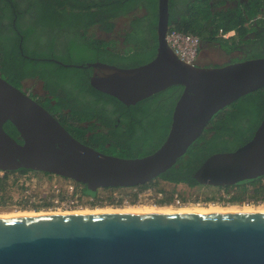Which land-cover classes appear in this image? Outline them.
Returning a JSON list of instances; mask_svg holds the SVG:
<instances>
[{
    "label": "water",
    "instance_id": "water-1",
    "mask_svg": "<svg viewBox=\"0 0 264 264\" xmlns=\"http://www.w3.org/2000/svg\"><path fill=\"white\" fill-rule=\"evenodd\" d=\"M158 47L147 63L101 61L91 85L126 106L183 87L170 130L153 153L121 157L77 139L24 88L0 75V171L43 172L72 180L86 195L149 183L177 166L206 127L243 96L264 88V57L189 64L169 46L170 0H158ZM11 122L16 136L5 128ZM226 187L264 178V110L253 137L209 156L193 173ZM0 264H264V211L96 212L0 217Z\"/></svg>",
    "mask_w": 264,
    "mask_h": 264
},
{
    "label": "trees",
    "instance_id": "trees-1",
    "mask_svg": "<svg viewBox=\"0 0 264 264\" xmlns=\"http://www.w3.org/2000/svg\"><path fill=\"white\" fill-rule=\"evenodd\" d=\"M227 2L170 0L171 29L196 34L202 42H219L229 52L251 44L241 48V58L230 62L264 57V0L238 6H226ZM157 22L158 0H0V75L19 88L26 80L40 81L43 93L30 95L85 144L121 157L151 154L168 135L183 87L172 86L126 106L91 85L92 68L75 65L101 61L134 67L149 62L157 52ZM94 28L110 37H98ZM115 30L121 39L111 36ZM221 30H234L236 35L222 39ZM251 32L255 36L247 37ZM263 110L264 88L243 96L210 122L177 166L132 188L161 190L168 203L182 184L186 189L179 192L184 197L194 194L213 200L224 188L232 192V203L264 198L261 180L214 187L199 184L193 176L212 154L234 151L249 141L261 123ZM5 128L19 135L10 121ZM29 172H6L0 188ZM200 187L206 191L201 192Z\"/></svg>",
    "mask_w": 264,
    "mask_h": 264
},
{
    "label": "built area",
    "instance_id": "built-area-1",
    "mask_svg": "<svg viewBox=\"0 0 264 264\" xmlns=\"http://www.w3.org/2000/svg\"><path fill=\"white\" fill-rule=\"evenodd\" d=\"M235 35L236 32L234 30L227 32H223L221 30L219 37L228 40ZM167 41L169 46L181 58V60L189 64H198L202 48V40L198 35L170 28L167 35ZM5 173L6 172L4 171H0V179L5 176ZM54 176V195L50 199V205L54 209H58L60 211L63 210L64 212L108 206L118 208L136 204H147L153 206L170 205L173 207H182L192 204L202 205L211 202L214 204H232L230 201L232 192H228L224 188L220 189L213 200H207L202 196L197 197L196 195L192 197H184L179 191H177L174 193L173 200L168 203L163 201L165 199L164 192L153 187L144 189H99L95 196H90L86 195L83 192V187L76 182L58 176L63 181L61 182L63 184H61L57 181V176ZM260 184L264 185V178L261 179ZM254 202L249 200L243 201V203L247 204H255Z\"/></svg>",
    "mask_w": 264,
    "mask_h": 264
},
{
    "label": "rangeland",
    "instance_id": "rangeland-1",
    "mask_svg": "<svg viewBox=\"0 0 264 264\" xmlns=\"http://www.w3.org/2000/svg\"><path fill=\"white\" fill-rule=\"evenodd\" d=\"M199 3V2H198ZM120 24H123L122 20L119 21ZM92 32H95L98 37L102 39H108L110 36L104 33H100L97 29H92ZM226 49L219 45V42H202V48L200 52V57L205 58L204 60H200V64L204 65H222L230 62L233 58H241L242 54L238 51V48H233L232 52H226ZM23 88L30 94H42V83L40 81L35 80H26L23 83ZM55 176L51 177L47 176L46 173L43 172H34L30 171L26 177L20 176L16 181H10L6 184L4 188H0V215L9 214L12 212H64L63 210L54 209L50 205V199L54 195V186L53 180ZM58 182H63L58 176L56 177ZM63 184V183H61ZM177 189L179 191H183L186 189L185 185H178ZM201 192H205L206 188L200 187ZM187 196H194V194H188ZM204 197L203 195H201ZM252 202V200H250ZM264 198H261L257 201H253L255 204H248L252 206H264ZM214 203L208 204H192L182 207L170 206V205H162L160 207H171L170 209H179V208H187L194 206H205L208 207ZM247 203H232V204H215L220 206H242ZM134 206V205H131ZM137 207H152L153 205L147 204H136ZM130 207V206H126ZM159 207V206H153ZM111 208V207H105ZM123 208V207H118ZM96 209V208H94ZM8 217V216H7Z\"/></svg>",
    "mask_w": 264,
    "mask_h": 264
},
{
    "label": "bare ground",
    "instance_id": "bare-ground-1",
    "mask_svg": "<svg viewBox=\"0 0 264 264\" xmlns=\"http://www.w3.org/2000/svg\"><path fill=\"white\" fill-rule=\"evenodd\" d=\"M171 207H137V206H130V207H123V208H105V207H96L82 209L77 211H70V212H12L9 214L0 215V217H12V216H34V215H54V214H75V213H96V212H169V211H264V206H252V205H242V206H220L211 204L208 207L205 206H194V207H187V208H179V209H170Z\"/></svg>",
    "mask_w": 264,
    "mask_h": 264
},
{
    "label": "flooded vegetation",
    "instance_id": "flooded-vegetation-1",
    "mask_svg": "<svg viewBox=\"0 0 264 264\" xmlns=\"http://www.w3.org/2000/svg\"><path fill=\"white\" fill-rule=\"evenodd\" d=\"M228 2L226 3V6H238V4H240V3H245V4H248V2H249V0H227ZM112 35L111 36H115L116 38H119V39H121L119 36H118V33H117V31L115 30L113 33H111ZM255 36V32H251V33H249V35L247 36V37H254ZM219 45H221L220 43H219ZM244 46H247V47H250L251 46V44H248V45H241L240 47H237L238 48V51L242 54V56H243V54H244V50H242V49H244V48H246V47H244ZM244 47V48H243ZM242 48V49H241ZM226 52H229L228 50H225ZM231 52V51H230ZM229 52V53H230Z\"/></svg>",
    "mask_w": 264,
    "mask_h": 264
},
{
    "label": "crops",
    "instance_id": "crops-1",
    "mask_svg": "<svg viewBox=\"0 0 264 264\" xmlns=\"http://www.w3.org/2000/svg\"><path fill=\"white\" fill-rule=\"evenodd\" d=\"M202 59L204 60L205 58H202V57L199 56V59H198V64L199 65H204V64H200V60H202Z\"/></svg>",
    "mask_w": 264,
    "mask_h": 264
}]
</instances>
